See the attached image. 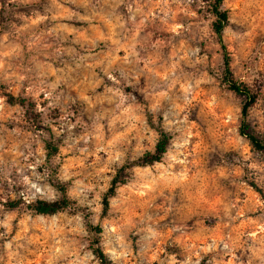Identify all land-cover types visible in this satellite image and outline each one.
<instances>
[{
    "label": "rangeland",
    "instance_id": "374dc122",
    "mask_svg": "<svg viewBox=\"0 0 264 264\" xmlns=\"http://www.w3.org/2000/svg\"><path fill=\"white\" fill-rule=\"evenodd\" d=\"M222 8L221 44L202 0H0V264H100L80 213L30 207L57 183L110 264H264V153L239 133L222 49L264 139V0ZM150 122L166 152L126 169L102 215L118 168L155 149Z\"/></svg>",
    "mask_w": 264,
    "mask_h": 264
},
{
    "label": "trees",
    "instance_id": "16d2710c",
    "mask_svg": "<svg viewBox=\"0 0 264 264\" xmlns=\"http://www.w3.org/2000/svg\"><path fill=\"white\" fill-rule=\"evenodd\" d=\"M202 1L206 3L209 12L212 14L214 18L211 23V26L213 31L217 34L220 43L222 44L221 35L224 26L226 25V22L228 20L227 10L222 8L223 0H202ZM222 49H223V64H224L223 82L225 83V85L229 90H231L232 92L243 98V102L241 104V110H240L241 116H240L239 133L250 142L251 146L254 149L264 153V139L259 138L258 136H256L254 133L251 132L250 125L248 122L249 108L255 102L256 96L251 92L250 88L246 84L238 82L232 77L230 64H229V57L227 55V51L224 45H222ZM3 95L5 96V101L7 103L20 105L23 109H25V112L27 116L30 117V119H33V121L35 122H39L37 116L33 113L34 104L32 101H30L26 97L20 95L15 96L9 92H3ZM150 123L153 125V127H155V130L158 133V139L155 144V149L152 152L151 151L144 152L141 156L133 160L131 163L123 164L118 168V170L116 171L114 177L110 182L107 191L102 197V202H101L102 215H105L107 213L109 209L110 198L115 194L116 188L120 184L124 183L123 177L125 176L126 169H128L133 165L145 166V165H151L155 162H159L163 154L166 152L167 144L169 141L168 133L163 129H161L159 126L154 125L152 122ZM46 148L48 150V155L53 154L54 152L57 151L56 146L50 141L46 142ZM55 187L59 192V196L54 200H44V199L35 200V202H33L30 206L32 210L39 215H52L65 209H69L74 213H80L86 221L87 230L92 235V239L90 241L92 254L99 260L100 264H110V260L107 254L102 250L100 246V235L102 233V228L92 223L89 217V213L86 212L85 208L79 206L75 199L71 198L68 195L66 187L63 184L57 183L55 184ZM253 187L257 189L255 185ZM6 206H8L9 208H15L17 207V203L10 201L6 203Z\"/></svg>",
    "mask_w": 264,
    "mask_h": 264
}]
</instances>
